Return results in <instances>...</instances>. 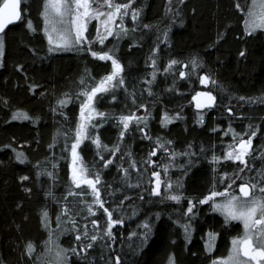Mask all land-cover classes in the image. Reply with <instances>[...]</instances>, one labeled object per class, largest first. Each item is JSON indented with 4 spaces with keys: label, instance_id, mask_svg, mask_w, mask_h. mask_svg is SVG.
<instances>
[{
    "label": "trees",
    "instance_id": "16d2710c",
    "mask_svg": "<svg viewBox=\"0 0 264 264\" xmlns=\"http://www.w3.org/2000/svg\"><path fill=\"white\" fill-rule=\"evenodd\" d=\"M238 2L246 11L248 0ZM134 7L142 9L140 21L136 24L142 22L152 25V28L144 29L130 21L129 28L135 30L117 43L116 55L125 66L124 75L129 87L127 90H116L115 101L111 99V94H106L97 102L96 107L109 113L111 118L96 117L93 123L98 121L101 126L93 132H98L102 143L111 147L119 141L121 130L116 118L121 113L136 111L140 103L148 105V112L151 113L148 129L150 124L157 128L152 137L172 140L177 152H188V145H192L194 155L177 156V170L170 174L174 188L177 181L183 185L180 191L185 198L177 203L150 194L148 189L153 185L147 181L153 180L150 175L152 168L144 161L154 141L149 144L135 125L126 132L120 142L117 159L108 168L101 167L96 145L85 140L81 145L84 161L92 170L100 171L107 185L102 189L103 198L109 203L123 200L125 224L114 227L116 241L111 247L108 246L111 241H97L86 257L69 253L70 264H115L117 255L120 264H165L173 253L181 264H204L206 254L200 239L204 238L206 231L210 228L221 231L220 251L226 246L232 230L223 227L224 218L209 204L197 205L193 210L196 214L190 217L186 214L187 200L202 198L213 186L222 190L224 183L220 173L231 175L238 171L239 162L221 161L217 165L211 161L213 151L221 155L224 148L222 142L230 141V136L223 135L229 123L238 133L248 132L249 124L253 130L257 126L260 129L254 138V151L249 157V164L254 167L250 172L240 173L241 178L236 180V184L243 182L246 174L253 176L257 168H264L260 151L264 146V103L259 99L264 98V29L249 34L244 24L245 12L241 13L235 7L234 0H135ZM41 9L42 0L23 1L22 20L3 33L4 57L0 66L2 264H29L32 258L24 255L29 241L36 243L37 252L41 251L42 242L47 238L42 210L47 208L55 222L60 207L47 193L51 190L57 198H62L69 190L70 156L64 147V137L58 136L57 132L69 131L71 136L70 130L79 119V102L74 99L61 109L57 99L63 98L65 93L79 91V81L86 75V69L97 80L110 71V62L99 61L86 51H50L42 30ZM28 19L32 20L36 31L27 27ZM164 31L168 33L167 42H163ZM157 43L160 51L152 56L151 50ZM150 56L157 60L161 68L167 66L169 59L189 62L198 57L202 65L196 73L202 75L206 72L217 81L208 87L217 97L216 105L210 109H194L189 99L197 89L204 88L196 74L182 79L176 72L166 74L159 71L149 95L144 80L151 79ZM18 66H22L23 70ZM174 68L178 71L180 66ZM32 85H37L35 90ZM133 88L137 96L135 104L129 95ZM240 97L251 98L252 102L240 100ZM229 106L234 114L227 112ZM18 109L27 112L33 119H12ZM165 111L171 115L178 112L180 118L167 126L158 127ZM137 114L144 115V109H139ZM200 114L204 116L203 124L199 123ZM52 144L54 147L50 148ZM18 152L25 154L23 162L16 159ZM128 153L137 161L140 173L131 169V179L125 183L118 167L121 162L124 167L129 166ZM101 154L108 158L107 152ZM66 156L69 158L66 159ZM169 159L162 163H168ZM53 164L58 166L54 168ZM45 168L54 173L55 179L44 174ZM22 176L28 179L21 180ZM137 182L139 187L129 186ZM125 196L130 199L124 200ZM68 199L71 201L73 198ZM76 206L83 209L82 204ZM133 210L137 215L131 214ZM81 215L75 217L80 225L86 222ZM146 218H150L152 230L147 242L142 244V222ZM189 219L194 240L187 249L181 225ZM132 232L137 235L132 236ZM61 244L66 248L75 246L73 230L62 237Z\"/></svg>",
    "mask_w": 264,
    "mask_h": 264
},
{
    "label": "snow or ice",
    "instance_id": "6c2138e0",
    "mask_svg": "<svg viewBox=\"0 0 264 264\" xmlns=\"http://www.w3.org/2000/svg\"><path fill=\"white\" fill-rule=\"evenodd\" d=\"M21 3L22 0H0V66L3 64L4 57V39L2 34L10 24L21 20L23 15ZM134 3L135 0H124V2H120V0H42L40 12L43 18L42 30L47 37L49 50L53 52L66 50L86 51L91 57L97 58L99 61L110 62V71L97 80L86 69V75L81 77L79 81V91L65 93L63 98L57 99V105L61 109L72 103L74 99L79 102V119L70 130L71 136L69 131L60 132L58 130L57 132L58 136L62 135L64 137V147L68 149L70 156V185L67 194L62 198H57L51 190L47 193L49 197L60 205L58 214L55 215V223L57 228H60V231L57 232L51 227L52 217L47 208L43 209L42 221L43 227L47 232V238L42 242L40 252H37L36 243L29 241L26 244L24 255L32 258L29 264H70L71 256L69 253L72 256L86 257L97 241H111L108 245L111 247L116 241V232L113 231L114 227L125 224L123 200L119 203H109L104 199L102 189L106 188L107 185L103 182L100 171L92 170L84 161L81 145L84 144L85 140H90L96 145L97 156L102 162V168H108L109 165H113L117 159V153L120 152V142L123 141L130 126L133 125L138 128L144 138L154 141L155 146L150 150L147 159L144 161L147 165H154L158 169L163 170L164 173H167L169 168L177 166L174 163L177 156L194 155L192 145H188V152H177L172 140L149 135L147 122L151 113L148 112V105L144 103H140L136 111L130 110L127 114L121 113L116 118L121 130L119 132V141L113 146L109 147L103 144L98 132L90 134V129L95 130L101 126L98 121L93 123L96 117L111 118L109 113L100 111L96 107L97 102L102 100L106 94H111V99L115 101L117 100L115 90L118 88L127 90L129 87L124 75L125 66L116 53L118 51L117 43L128 36L130 31L135 30L134 28H129L128 21L130 20L134 24L140 21L142 9L134 7ZM234 4L241 13L245 12V8L241 6L238 0H234ZM246 15L247 19L244 20V24L249 34L257 29H264V3L259 5L258 11L255 0H253L252 7L248 9ZM93 21H96V23L92 24ZM90 24L93 27L94 34L89 33ZM136 26L144 29L152 28V25L142 22L136 24ZM27 27L36 31L31 19L27 20ZM162 36L163 42H167V31H164ZM109 38H113L116 43H112ZM157 39L159 41L160 38L158 37ZM106 42L111 43V47H108ZM94 45L96 46L95 48ZM159 51L160 47L159 43H157L151 50L152 56L157 55ZM241 55H244V53L241 52ZM152 56H150L153 69L151 79L145 78L144 80L149 95L152 94L151 86L155 82L159 71H164L166 74L176 72L180 78H188L190 74H196L199 83L202 85L217 83L206 72L202 75L196 73V69H199L202 65V61L198 57L192 58L189 62L169 59L167 66L161 68L157 65V60L152 58ZM176 65L180 66L178 71L174 68ZM18 67L23 70L22 66ZM173 83H175V80H173ZM36 87L37 85H32L33 90ZM129 95L133 104H135L137 96L134 88ZM245 99L252 102L251 98L240 97V100ZM259 99L264 103V98ZM191 100L195 101L197 109H210L216 105L217 97L210 90L196 91ZM139 109H144L145 114L138 115ZM227 112L233 113V108L227 107ZM241 115L243 114L241 113ZM179 118L180 113L177 112L174 115H170L165 111L161 123L167 126L174 119ZM12 119L28 120L33 118L27 112L18 109L12 115ZM203 122L204 116L200 114L199 123L203 124ZM140 124L144 126L139 127ZM219 127L218 125L217 128ZM248 129V132L238 133L229 123L223 135L230 136V141L222 142L224 148L221 155H217L215 151L211 155V161L217 165L221 161L239 162L237 164V172L231 175L228 172L220 173L221 181L224 183L222 190H216L215 186H213L202 198L187 200L186 214H189L190 217L196 214L193 210L197 205L209 204L213 211L219 212L224 217L226 224L232 221L242 222L243 230L240 234L231 238L228 254L212 258L210 264H264V169L258 170L256 177H245V182L237 185L238 192L232 188L236 180L241 178L240 173H244L246 170L250 172L252 167H254V165L250 166L249 157L252 156L254 151L253 140L260 129L257 126L253 130L251 124L248 125ZM216 130L213 129V131ZM49 147H54V144L49 145ZM102 152H107L108 158H105L101 154ZM161 152L165 158H170L168 163L158 164L157 160L152 159V157H156ZM69 156L65 158L67 159ZM128 156L129 166L124 167L121 162L118 167V170L123 173L125 183L131 179V169H135L136 173H140L137 161L132 157L131 153H128ZM261 157L264 158V152L261 153ZM16 159L23 162L26 159L25 154L18 152ZM120 160H123V156L120 157ZM189 163L191 164L192 161L190 160ZM37 165H40L39 161ZM57 166L56 164L52 165L54 168ZM181 167L183 166L181 165ZM43 171L44 174L55 179L53 172L47 171L46 168ZM150 175L155 178L147 181V183L154 185L148 189L152 196L160 197L161 200L176 201L177 203L185 198L184 193L180 191L183 185L179 181L176 182L177 186L174 188L171 177L162 179L160 170H152ZM26 179H28L27 176L21 177V180ZM162 185L167 190L164 194L161 192ZM129 186L139 187L140 185L137 182L135 185ZM26 190L31 191V189ZM253 190H255V193ZM109 195L112 194L110 193ZM68 197L73 199L69 201ZM85 197L88 198L86 199ZM139 198L143 200V196ZM128 199L130 197H124V200ZM77 204H82L83 209L78 208ZM114 212L116 213L115 217ZM82 213H87V215H81ZM131 214L137 215L136 210H133ZM78 215H81V218L86 221L82 225L75 218ZM156 216L158 218L159 213ZM89 217H92V219L89 220ZM149 219L146 218L142 222V227L144 228V232L141 233L142 244L147 242L151 234L152 224ZM177 223H179V220ZM62 224H67L69 227L61 228ZM181 226L185 233V239L190 241L192 232L190 219L189 222ZM69 230L74 231L75 246L66 248L59 241L60 236ZM131 235L136 236L137 233L132 232ZM218 235L219 233L212 231L207 233L208 239L205 244L208 252L215 250ZM115 264H120L118 255L115 257ZM169 264H175L174 253L169 257Z\"/></svg>",
    "mask_w": 264,
    "mask_h": 264
},
{
    "label": "flooded vegetation",
    "instance_id": "af4514ba",
    "mask_svg": "<svg viewBox=\"0 0 264 264\" xmlns=\"http://www.w3.org/2000/svg\"><path fill=\"white\" fill-rule=\"evenodd\" d=\"M182 79H185V78H182ZM202 86L204 87L203 89H207V90H208L209 84H207V85H202ZM199 90H202V89H197L196 91H199ZM196 91H195V92H196ZM195 92H194V93H195ZM194 93H193L192 95H194ZM192 95H191L189 101H191V103L193 104V102H192V100H191ZM193 107H194V109H195L196 111H198V110L195 108L194 105H193ZM171 123H172V122H171ZM157 126H158V127H161V126H163V124L160 122V123L157 124ZM155 129H157V128L155 127V125L153 126L152 124H150V127H149V129H148V132H149V135H150V136L153 135V131H154ZM148 142H149V144H150V143H151V140H149ZM154 146H155V145L152 143V144L150 145L151 149H152ZM152 159H155V160H157L158 163H160L161 161L165 160L166 158H165L164 154L161 152V153H158L156 157H152ZM161 189H162V188H161ZM222 225H223L224 228H227V229L232 230L231 234H230L229 237H228L227 244H226V246H225L222 250H220V251L218 250V245H219V240H220L221 231L219 232V231H217V230H215V229H212V228H210V230H209V231H212V232H215V233H219V235H218V237H217V239H216L215 250H214L213 252H208V250H207V248H206V244H205L206 240L208 239V237H207V233H208L209 231H206V233H205V235H204V238H203V239H200V240H201L202 247H203V250H204V252H205V254H206V256H205V263H204V264H210L211 259H212V258H215L216 256H226V255L228 254V250L230 249V246H231V238H232L233 236H236V235L240 234V233L242 232V230H243V225H242V223H241L240 221H232V222L227 223V224L224 222V223H222ZM193 240H194V238H192V237H191V240H190V241H188V240H183V242H184L185 245H186L185 247H186L187 249H188V247L191 245V243L193 242ZM165 264H169V258H168V260H167V262H166ZM175 264H181V263H179V262L177 261V258H176V257H175Z\"/></svg>",
    "mask_w": 264,
    "mask_h": 264
},
{
    "label": "rangeland",
    "instance_id": "374dc122",
    "mask_svg": "<svg viewBox=\"0 0 264 264\" xmlns=\"http://www.w3.org/2000/svg\"><path fill=\"white\" fill-rule=\"evenodd\" d=\"M24 2H26L27 0H23ZM261 3H264V0H255V4L257 5V10L259 11V5L261 4ZM252 4H253V0H248V3H247V7H246V11H245V19H247V15H246V13H247V11H248V9L250 8V7H252ZM96 23V21H93L92 22V24H95ZM129 23H130V20L128 21V26H129ZM257 30H260V29H257ZM256 30V31H257ZM89 33H93L94 34V30H93V27H92V25L90 24V26H89ZM45 34V33H44ZM3 35V34H2ZM47 38V37H46ZM91 38V37H90ZM3 39H4V36H3ZM109 39H111V40H113V38H109ZM48 41V40H47ZM49 45V44H48ZM106 45L107 46H110L111 45V43L109 44L108 42H106ZM94 47H95V45H94ZM120 88H118V89H116L117 91L119 90ZM115 90V91H116ZM171 115V114H170ZM93 133V130L92 129H90V134H92ZM260 151H262V152H264V146H261V149H260ZM164 161V160H163ZM163 161H161L160 163H158V164H161ZM174 163L176 164V165H178L177 163H176V160L174 161ZM235 163H237V162H235ZM151 168H152V170H160L161 171V177H162V179H166V177L168 178V177H170V174L174 171V170H177V166L176 167H172L173 168V170H168V172L167 173H164L163 172V170H161V169H158L156 166H154V165H151ZM261 169H264L263 168V166L262 167H259V168H257L256 169V171H258V170H261ZM151 170V171H152ZM256 175H257V173L255 174V175H247L246 174V177L248 176V177H256ZM153 178V180L155 179L154 177H152ZM243 182H245V181H243ZM240 184V183H239ZM238 184V185H239ZM154 186V185H153ZM232 188L233 189H235L237 192H238V188H237V184L235 183V184H233L232 185ZM166 189L163 187V185H162V189H161V192H162V194H164V193H166ZM254 191V193H255V190H253ZM217 213H219V212H217ZM220 214V213H219ZM221 215V214H220ZM222 216V215H221ZM223 217V216H222ZM224 218V217H223ZM242 223V222H241ZM51 227L53 228V229H55L57 232H59L60 231V228H57V225H56V223L53 221L52 222V224H51ZM61 228H67L64 224H62L61 226H60ZM67 232L68 231H66V232H64L61 236H60V243H61V239H62V237L65 235V234H67Z\"/></svg>",
    "mask_w": 264,
    "mask_h": 264
},
{
    "label": "water",
    "instance_id": "95a60500",
    "mask_svg": "<svg viewBox=\"0 0 264 264\" xmlns=\"http://www.w3.org/2000/svg\"><path fill=\"white\" fill-rule=\"evenodd\" d=\"M23 7V0H22V3H21V8ZM22 13H23V10H22ZM22 18H23V15H22ZM22 18H21V20H22ZM20 20V21H21ZM20 21H17V22H14L13 24H15V23H18V22H20ZM13 24H10L9 26H11V25H13ZM8 26V27H9ZM7 30V28L5 29V31ZM200 91H209V90H207V89H203V90H200ZM214 94V93H213ZM195 95V94H194ZM215 95V94H214ZM193 96V95H192ZM193 102V105L195 106V101H192ZM196 108V107H195ZM197 109V108H196ZM205 109V108H204ZM253 145H254V140H253Z\"/></svg>",
    "mask_w": 264,
    "mask_h": 264
},
{
    "label": "bare ground",
    "instance_id": "6f19581e",
    "mask_svg": "<svg viewBox=\"0 0 264 264\" xmlns=\"http://www.w3.org/2000/svg\"><path fill=\"white\" fill-rule=\"evenodd\" d=\"M195 94V93H194Z\"/></svg>",
    "mask_w": 264,
    "mask_h": 264
}]
</instances>
